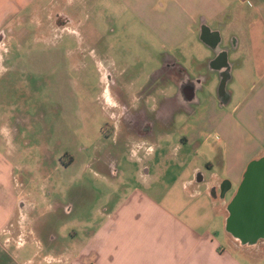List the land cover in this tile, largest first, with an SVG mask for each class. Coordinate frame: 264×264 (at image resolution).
Listing matches in <instances>:
<instances>
[{"label": "rangeland", "instance_id": "1", "mask_svg": "<svg viewBox=\"0 0 264 264\" xmlns=\"http://www.w3.org/2000/svg\"><path fill=\"white\" fill-rule=\"evenodd\" d=\"M39 3L37 0L9 22L0 16L7 35L0 36V75L7 64L3 59L8 56L7 46L10 55L16 57L41 50L43 59L52 65L41 74L28 65L21 71L14 68V56L0 78V123L9 121L16 127L15 139L10 137L14 149L0 140V152L5 155L10 148L7 160L13 169L12 193L19 195L18 203H22H17L7 228L11 236L7 264H66L48 261L53 254L32 234L31 222H39V217L41 234L52 229L59 235L58 251L60 247L81 251L108 214L121 204L146 198L161 200L170 188L182 184L187 172L200 167L206 176L200 187L205 190L223 166L222 155L213 152L214 134L191 147L183 149L180 145L182 110L191 105L178 96L179 89L169 78L177 66L165 63L168 48L140 29L127 12L113 9L111 0L90 1L92 16L81 15L80 19L98 33L84 35L78 25L80 19L71 24V29L78 30L84 39L88 36L87 40H79L77 35H64L58 41L45 39V21L32 17ZM41 3L47 6V2ZM2 6L0 2V11ZM244 12L248 16L264 14V0H249ZM260 20L258 17L253 22L259 25ZM56 47L59 51L49 52ZM202 51L207 50L189 45L175 54L196 77L190 78V84L204 81L198 98L206 101L210 94H218L220 77L209 72L206 63L210 53ZM185 53L196 54V59L190 55L183 58ZM22 62L29 64L28 57ZM236 86L231 81L228 90ZM144 87L140 98L139 90ZM167 119L174 120L171 129H166ZM70 159L73 166L65 170ZM143 166L151 169L150 176L143 173ZM100 170H116L117 175L104 176ZM73 201L77 208L68 217L63 215L64 208L58 214L52 212L59 204ZM25 202L36 212L31 219L26 217L30 207ZM140 211L145 216L142 208ZM208 214L213 215L210 210ZM222 218L215 214L210 224L212 231L221 233L215 238L216 244L241 264H264V251L258 253L259 262L255 263L228 248ZM0 244L5 245L1 236Z\"/></svg>", "mask_w": 264, "mask_h": 264}, {"label": "crops", "instance_id": "2", "mask_svg": "<svg viewBox=\"0 0 264 264\" xmlns=\"http://www.w3.org/2000/svg\"><path fill=\"white\" fill-rule=\"evenodd\" d=\"M36 1L0 0L3 5L0 16L8 22L9 19L14 20ZM42 1L47 2V6L43 7ZM90 1L94 0H40L39 8L34 9L32 17L45 21V39L51 38L58 41L64 35H77L79 40L84 41L88 39V36L85 39L82 38L79 31L71 29L70 26L83 14L92 16L93 8ZM111 1L114 3L113 9L119 7L127 12L130 19L139 24L140 29L152 35L155 40L169 49L170 53H167L165 63L172 62L177 66L175 68L181 71L185 80L189 79L188 82L196 77L188 72L186 65L182 64V58L176 55L175 51H180L189 45L200 51L206 48L207 51H202V53H210L206 67L210 73H214L215 77L216 75L220 77V82L228 67L223 65L224 60L218 61V58L227 55L230 67L228 85L233 81L237 86L229 91L227 85L224 95L218 92V96L214 97L210 94L209 98L203 101L198 98V92L203 90L204 81L196 82L195 80L194 83L199 86V89L196 86V99L191 103L187 102L191 106L182 110L181 116L184 120L178 127L182 140L180 145L183 149L206 141L208 135L214 134L216 141L212 148L213 152L220 153L223 157L222 171L215 174L212 184L205 190L200 187L201 183L206 182V176L200 167L187 172L182 184L170 188L161 200L155 202L146 198L140 202L130 201L121 204L116 212L108 214V219L87 240L81 251L63 247H60L58 251L56 248L60 246H57L59 235L53 233L52 229L46 230L48 231L46 235L41 234L40 217L39 222L31 220L32 234L38 238L45 249L49 248L48 251L53 254L48 261H65L66 264H241L235 258L228 256L226 249L216 244L215 238L221 233L210 229V224L214 220L213 215L216 214L218 217H223L224 236L228 248L258 263V253L264 251L261 247L264 244V238L256 244H243L228 231L227 221L229 204L238 191L236 189L243 183L249 165L264 158L263 12H259L260 16L256 14L248 16L244 8L249 0ZM42 16H46L47 19ZM59 17L65 19L61 24ZM258 17L261 20L259 25H256L253 20ZM4 24L3 21V26L0 25V36L3 37L7 36L4 32ZM78 25L82 28L84 35L98 33L91 29L89 22L82 19L78 21ZM202 35L208 43L202 40ZM58 49L56 47L49 52L59 51ZM6 52L8 56L5 54L6 58L3 56V59L7 61V64L3 66L4 71L0 78L7 73L11 66L10 60L14 56V68L20 67V70L34 66L37 70L35 73L41 74L45 67L49 70L52 68V65L47 63L50 60L43 59L44 52L41 50L22 52L16 57L15 54L10 55L7 46ZM188 55L193 60L196 59L194 58L196 54L191 53H185L182 57H188ZM26 57L29 64L22 62ZM31 58L32 61H30ZM151 76L149 84L153 80V74ZM169 78L173 83L175 82L173 78ZM180 85L178 83L176 87L179 89L178 96L184 83ZM145 90V87L139 90L140 98L143 97ZM116 114L117 119L119 117ZM173 121L166 120V127H169L166 129H171ZM15 135L14 125H11L9 121L0 123V136L4 137L0 140H5L4 142L11 145L13 149L15 144L10 137L15 139ZM10 156V148L6 149L5 155L0 152V236L5 243V245L0 244V255L7 256L11 239L7 228L15 216L19 200V195L12 193L14 190L13 169L7 160ZM73 163L65 166L64 169L68 170ZM207 168L210 170L212 165H208ZM142 171L147 176L151 175L149 167L143 166ZM110 173L111 176L117 175L116 170ZM218 174H221V178ZM223 189L227 191L225 194ZM230 193L231 197L228 198ZM21 204L18 203L19 206ZM25 204L26 207L31 206L28 202ZM63 208L65 211L63 215L68 217L77 208V203L73 201L69 204H59L52 212L56 211L58 214L60 210L63 212ZM140 208L143 209L145 216ZM208 210L211 211L212 216L208 214ZM32 213L36 214L30 207L26 217L33 218ZM103 216H106L105 212Z\"/></svg>", "mask_w": 264, "mask_h": 264}, {"label": "water", "instance_id": "3", "mask_svg": "<svg viewBox=\"0 0 264 264\" xmlns=\"http://www.w3.org/2000/svg\"><path fill=\"white\" fill-rule=\"evenodd\" d=\"M202 40L207 42L204 35ZM218 61H223V65L228 67L222 75L218 89L219 94L224 95L230 78L227 55L220 56ZM196 92V88L191 86L181 88V94L189 103L195 101ZM222 191L223 194L227 192ZM228 209L227 229L235 238L243 244L251 245L264 238V158L249 165L245 179Z\"/></svg>", "mask_w": 264, "mask_h": 264}, {"label": "flooded vegetation", "instance_id": "4", "mask_svg": "<svg viewBox=\"0 0 264 264\" xmlns=\"http://www.w3.org/2000/svg\"><path fill=\"white\" fill-rule=\"evenodd\" d=\"M169 77L173 78L175 80V82L173 84L177 85L176 83H179V85L182 83H184V85L182 87H185V86H191L193 88H196V86L198 87L199 89V86L194 83V85L190 84L188 81H185V77L184 75H182L181 71H179V69L175 70L174 73H172ZM153 81V80H152ZM181 86V85H180ZM181 87V88H182ZM181 91V90H180ZM180 96L182 97L183 100L184 99V95L181 94V92L179 93ZM186 101V100H185ZM187 102V101H186ZM224 190V189H223Z\"/></svg>", "mask_w": 264, "mask_h": 264}, {"label": "trees", "instance_id": "5", "mask_svg": "<svg viewBox=\"0 0 264 264\" xmlns=\"http://www.w3.org/2000/svg\"><path fill=\"white\" fill-rule=\"evenodd\" d=\"M65 19L63 17H59V23L61 24V22H63ZM73 163V159H70V162L68 163L67 166L71 165ZM100 173L102 174H105V175H110V170L109 171H106V170H103V171H99ZM8 256L3 254V255H0V264H7L8 263Z\"/></svg>", "mask_w": 264, "mask_h": 264}]
</instances>
